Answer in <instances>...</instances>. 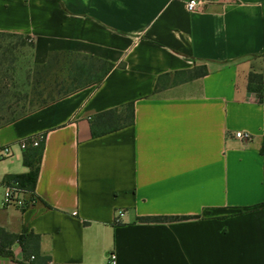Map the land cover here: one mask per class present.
<instances>
[{
  "label": "crops",
  "instance_id": "obj_1",
  "mask_svg": "<svg viewBox=\"0 0 264 264\" xmlns=\"http://www.w3.org/2000/svg\"><path fill=\"white\" fill-rule=\"evenodd\" d=\"M187 1L0 0V33L32 38L31 66L53 52L115 65L99 86L0 127L7 144L44 135L35 201L0 210V228L38 235L49 264H106L110 252L116 264H264V0L192 13ZM193 65L207 75L154 92L160 74ZM130 102L132 125L91 136V116ZM22 157L0 162V184L29 171ZM8 249L0 264H25L18 243Z\"/></svg>",
  "mask_w": 264,
  "mask_h": 264
},
{
  "label": "trees",
  "instance_id": "obj_2",
  "mask_svg": "<svg viewBox=\"0 0 264 264\" xmlns=\"http://www.w3.org/2000/svg\"><path fill=\"white\" fill-rule=\"evenodd\" d=\"M31 37L0 33V127L9 125L27 114L43 108L57 100L65 98L76 91L86 87H97L104 77L115 67L107 61L77 53L53 52L47 57L44 64L33 65L25 75L26 85L31 94L10 95L15 101H6L9 97V88H14L11 78L6 74L13 71L12 63L15 61L14 52L21 48L31 49ZM11 66H4L5 63ZM8 64V65H9ZM123 64L117 65L122 67ZM4 72V73H3ZM205 65H193L189 69L178 70L160 74L155 83L154 92L186 83L207 75ZM247 91L255 96L257 103L262 101L261 74L249 73L247 75ZM23 102V103H20ZM133 124V103H127L119 108L109 109L91 116L89 120L92 137L104 135ZM43 141L37 147H27L23 151V165L29 168L25 174L6 175L3 182L17 180L20 185L30 193L33 192L39 169V162L43 150ZM264 153V142L260 149ZM187 217H144L139 218L144 223H168L187 220ZM18 243L25 253V261L31 256L33 261L29 264H49V257H42L39 252V236L33 233L26 235L10 234L0 228V256L12 258L9 246Z\"/></svg>",
  "mask_w": 264,
  "mask_h": 264
},
{
  "label": "built area",
  "instance_id": "obj_3",
  "mask_svg": "<svg viewBox=\"0 0 264 264\" xmlns=\"http://www.w3.org/2000/svg\"><path fill=\"white\" fill-rule=\"evenodd\" d=\"M205 0H188L186 2V10L190 13L198 11ZM235 138L241 140H249L250 136L243 133H235ZM43 141V137L40 135L31 136L27 139L20 140L17 143L18 149L24 151L28 146L37 147ZM3 143L0 139V162L8 159L14 154V145L16 144ZM0 210L8 207H17L19 209H24L34 203L35 197L32 193L23 188L19 181L8 180L0 184ZM120 216V214H119ZM118 217V214H117ZM118 221V218H116ZM34 257L31 256L29 261H25V264H29L33 261ZM106 264H116V256L113 252L106 255Z\"/></svg>",
  "mask_w": 264,
  "mask_h": 264
},
{
  "label": "rangeland",
  "instance_id": "obj_4",
  "mask_svg": "<svg viewBox=\"0 0 264 264\" xmlns=\"http://www.w3.org/2000/svg\"><path fill=\"white\" fill-rule=\"evenodd\" d=\"M30 53L31 50L27 47L21 48L18 51L14 52L15 61L12 63L13 65V71H7V75L11 78L9 83H13L14 88H9V97H7L6 101L9 103H13L15 100L12 99L10 95L12 94H20L21 96H24L27 94L30 96L31 91L29 87L26 85L25 82V75L29 71L31 65H30ZM5 63L4 66H11V64ZM4 73V72H3ZM23 103V102H20ZM20 151L18 149L17 143L14 145V151ZM1 192V191H0Z\"/></svg>",
  "mask_w": 264,
  "mask_h": 264
}]
</instances>
